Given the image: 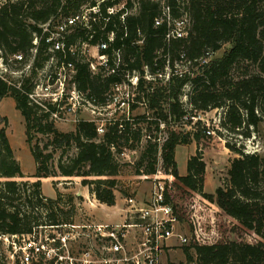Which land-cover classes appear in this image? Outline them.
Instances as JSON below:
<instances>
[{
    "label": "trees",
    "instance_id": "obj_1",
    "mask_svg": "<svg viewBox=\"0 0 264 264\" xmlns=\"http://www.w3.org/2000/svg\"><path fill=\"white\" fill-rule=\"evenodd\" d=\"M121 2L22 0L0 9V58L6 67L10 65L8 56L23 63L36 50L29 77L10 83L0 76V102L8 96L15 99L37 164L33 176L37 180H16L24 178V172L6 127L0 126V234L21 236L40 227L73 223L75 207L65 211L61 193L56 199L45 196L43 178L82 177V184L91 188L101 204L115 206L120 184L117 177L125 165L122 156L143 145L135 173L155 174L161 151L163 169L174 180L167 182V201L174 206L178 220L190 226L192 239L184 251L187 263L182 264H264V156L227 141V147L238 157L231 161L225 185L215 193L205 191L203 149L189 159L187 175L179 173L176 161L178 146L193 140L201 146L214 138L207 134L201 119L188 120L187 125L193 124L194 130L185 132L186 115L199 117L221 109L223 115L217 128L220 136L223 132L237 135L240 143L250 140L263 122L264 0H126L124 8L110 14L109 9L120 7ZM163 3L170 7L172 20L189 16L191 25L186 37L168 39L169 22L157 25L163 17ZM84 6H98L99 13L92 12L88 23L70 28L64 49L54 51L48 39L60 24L57 20L79 14ZM51 19L54 20L50 22ZM103 42L108 43L107 49L99 47ZM82 45L98 47L100 55L108 57L106 65L93 71L92 63L80 55ZM225 47L222 56H213ZM20 54L22 60L16 58ZM53 56L57 57L59 68L74 67L76 90L98 106L108 104L117 85L131 86L128 75H138L137 103L132 111L142 105L146 112L135 116L134 123L122 116L114 118L103 135L98 133L99 124L87 119L78 120L74 131H60L52 114L60 113L61 104L33 97L37 70L43 69ZM165 67L172 69L168 81L157 76ZM177 67L182 76L175 73ZM146 68L154 79H146ZM187 88L189 94H185ZM184 96H188L187 102L183 101ZM162 122L168 137L160 149L158 142L143 138L146 132L159 131ZM34 132L47 138L43 145L34 142ZM72 147H76V155L61 157L56 166L58 150ZM191 192L219 210L213 211L207 221H201L196 217L198 198ZM73 199L70 198V205Z\"/></svg>",
    "mask_w": 264,
    "mask_h": 264
},
{
    "label": "rangeland",
    "instance_id": "obj_2",
    "mask_svg": "<svg viewBox=\"0 0 264 264\" xmlns=\"http://www.w3.org/2000/svg\"><path fill=\"white\" fill-rule=\"evenodd\" d=\"M126 0L121 2V5L125 4ZM120 5V6H121ZM84 6L81 12H85L88 9ZM66 17L62 16L60 19ZM223 50L217 52L213 56H222ZM76 50V49H75ZM80 55L85 61L91 62L92 67H97V69L103 65L100 59V53L98 47L90 45H82L79 48ZM31 55L28 59L24 60L23 63L14 62V57L8 56L9 66L6 67L4 60L0 58V76L9 81L10 83H16L23 76L29 77L32 74L33 64L35 62L36 50H32ZM57 57L53 56L48 62L45 63L43 69L37 70V73L33 79V83L36 88L33 94L34 99L37 101L52 102L53 98H56L58 94L65 95L61 101L60 119H56V126L60 131L71 132L76 129L78 120L87 119H107L113 117L115 114L122 115L121 111L116 110L115 106H112L108 110H95L91 105H83L81 99L71 100L67 99L66 95L73 96L76 86L74 84V73L71 71H66V75L61 76L60 68L58 67ZM66 67V66H61ZM70 67V66H68ZM96 69V71H97ZM181 69L185 70L186 67ZM128 90L133 92V89L128 87ZM190 89L187 88L185 94H189ZM62 97V96H61ZM188 96L183 97V101L187 102ZM74 103V104H73ZM76 103V106H75ZM71 107V108H70ZM190 108L189 105H187ZM146 112L144 106H140L134 111L135 116L143 115ZM223 115V111L220 109H213L209 112L201 114V118L206 125H209L212 129H215L214 138L206 141L204 145L199 146L194 140L187 145H180L176 150V161L178 163V169L181 174L188 173V161L189 159L196 155L201 149L203 154V160L206 163V174L209 175V187L208 191H214L217 186L225 185L228 177V170L231 165L232 159L238 157V155L227 147V141L230 144H234L237 147L246 148L250 152L257 151L260 155L264 156V120L255 129L254 136L250 140L242 141L241 143L237 138V135L228 134L223 132L224 135L219 134L216 124H219ZM5 118L7 119V124L5 123ZM0 126L6 127L8 137L10 139L11 145L14 149L15 157L22 166L24 172V178H16L17 181H35L37 180L33 176L36 174L37 164L32 155L31 147L27 142L26 134V122L25 119L17 109L15 99L12 96L5 97L0 102ZM184 131H193V124L190 126H184ZM35 133L36 139L34 142H40L43 145L46 141V137L42 134ZM43 140V141H41ZM143 145L136 146V150L126 151V156H122V162L125 164L122 168V174L117 177L120 181L118 186V191L116 192L118 204V212H112L109 208L102 207L99 201H95V198H90L91 188L82 184L83 178L77 177L65 178L62 176L43 178V193L47 197H52L56 199L58 193L63 194L61 206L65 211H69L72 206L75 207L73 216V223H87L91 224L94 222H104V223H122L123 218L120 213L126 208L125 199L131 196L143 197L148 194L152 189L151 180H145L135 173V163L137 162L140 153L142 152ZM65 152L64 156L62 154ZM77 153L76 147H72L69 150H58L55 154L54 163L57 166L59 159L64 157L67 159L69 156H75ZM95 178V177H94ZM93 179V178H92ZM85 192L87 197H78L76 193ZM89 191V192H88ZM206 191V190H205ZM192 193V192H191ZM198 198V206L196 211V217L200 218L201 221H207L208 217H212L213 211H218L214 204L209 203V201H204L200 195L192 193ZM89 195V197H88ZM77 197L78 199H73L70 205V198ZM75 197V198H76ZM95 203V204H94ZM178 229L183 232L188 238V243L174 247L172 249H166L162 256V264H182L187 263L185 248L191 243L192 234L190 226L186 222H180ZM41 231H45L44 229ZM53 229L47 230L48 233H52ZM250 235L255 239L258 237L255 234L250 233ZM235 239L237 237L234 236ZM22 240L16 238L15 236H6L0 234V264H21L20 258L21 254H16L17 246L22 244ZM73 250H76L74 246ZM195 256L194 251L192 250ZM19 256V257H18ZM190 264H197L195 261Z\"/></svg>",
    "mask_w": 264,
    "mask_h": 264
},
{
    "label": "built area",
    "instance_id": "obj_3",
    "mask_svg": "<svg viewBox=\"0 0 264 264\" xmlns=\"http://www.w3.org/2000/svg\"><path fill=\"white\" fill-rule=\"evenodd\" d=\"M22 0H0V9L7 4L17 3ZM65 2V0H63ZM160 1V0H154ZM102 2V1H101ZM125 4L120 7L110 8L109 13H115L118 8H124ZM92 12L99 13V7H93L85 12L79 13L72 17L59 19V26L56 32L48 39L53 43V50L64 49L66 35L70 32V28L77 23H88L91 19ZM171 9L163 3V17L157 21V25L167 20L171 26L167 38H184L188 35L190 28V18L186 14L180 19H171ZM124 18V16H123ZM54 19H51L53 21ZM113 40V35L111 37ZM37 43V42H35ZM101 49H107L108 43L103 42ZM99 49V48H98ZM18 60H22L23 56L17 55ZM103 65H106L108 57L100 56ZM61 67L60 75H66V71L75 73L74 67ZM96 71L97 67H91ZM98 71V69H97ZM146 79L151 80L155 77L148 74L146 68ZM176 74L182 76V72L175 70ZM157 76L165 81L170 80L172 76L171 67H165V71H158ZM131 86L128 83L116 86L115 94L108 99V104L98 106L86 99L85 95L77 90L72 91L73 96L66 95L67 99H81L83 105H91L95 110H108L112 106L116 110L121 111L122 115L115 114L107 119H94L98 125L99 135L106 133V126L112 123L114 118L124 117L123 120L134 123V111L132 106L137 103L135 90L138 85L139 77L134 74L132 77L128 75ZM133 88V92L128 90ZM62 96V97H61ZM65 95L58 94L53 98L52 103H60ZM185 101V100H184ZM186 102V101H185ZM72 104V102H71ZM74 104V103H73ZM76 106V103H75ZM52 117L60 119V113H53ZM203 120L201 114L199 117H189L186 115L183 119L184 126H188V120ZM204 122V121H203ZM220 123V122H219ZM161 129L154 131L153 134H145L143 140H153L158 142L160 149L163 142L168 137L166 124H160ZM191 126V125H190ZM207 126V134L214 135V128ZM215 127L219 128V124ZM123 129V125H121ZM248 151V150H247ZM250 152V151H248ZM257 152V151H254ZM127 154L124 153L123 156ZM158 171L153 175H142L145 180H151L152 189L143 197L131 196L125 199L126 208L122 211V223H104L94 222L87 223H67L59 226H45L35 229L33 233L27 235H17L18 239L23 242L17 246L16 254H21V264H32L33 262L42 264H162V256L166 249H172L169 243L173 239H177L180 245L187 244L188 238L181 232L178 227L180 221L175 214L174 206L167 201L166 185L168 181H174L173 175L167 173L163 169L162 152L159 153ZM140 176V177H142ZM45 230L44 232L41 230ZM53 229L52 233L47 230ZM76 247L74 251L73 248Z\"/></svg>",
    "mask_w": 264,
    "mask_h": 264
},
{
    "label": "crops",
    "instance_id": "obj_4",
    "mask_svg": "<svg viewBox=\"0 0 264 264\" xmlns=\"http://www.w3.org/2000/svg\"><path fill=\"white\" fill-rule=\"evenodd\" d=\"M179 173H180V171H179ZM181 174V173H180ZM181 175H186V174H181ZM221 185H219V186H217V188L214 190V191H208V187H209V175H208V173L206 174V182H205V190H206V192H208V193H215L216 192V190L218 189V187H220ZM89 192V191H88ZM76 195L78 196V197H80L79 199H81V196L82 197H87V194L83 191L82 193H76ZM76 197V196H75ZM88 197H89V195H88ZM95 198V196L93 195V194H90V198ZM52 198V197H51ZM76 200L78 199L77 197L75 198ZM95 201H98L96 198H95ZM100 203V202H99ZM95 204V203H94ZM101 204V203H100ZM101 206L102 207H106V208H109L112 212L114 211V212H117V213H119L118 212V204H116L115 206H112V207H110V206H107V205H104V204H101ZM215 206V205H214ZM216 208H217V210H219V208L217 207V206H215ZM227 216V215H226ZM228 217V216H227ZM228 218H230V217H228ZM230 220H232V221H234V219H232V218H230ZM169 246L170 247H177V246H179V242H178V240L177 239H173L172 241H170V243H169Z\"/></svg>",
    "mask_w": 264,
    "mask_h": 264
},
{
    "label": "bare ground",
    "instance_id": "obj_5",
    "mask_svg": "<svg viewBox=\"0 0 264 264\" xmlns=\"http://www.w3.org/2000/svg\"><path fill=\"white\" fill-rule=\"evenodd\" d=\"M143 178V177H142Z\"/></svg>",
    "mask_w": 264,
    "mask_h": 264
}]
</instances>
